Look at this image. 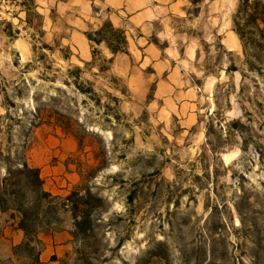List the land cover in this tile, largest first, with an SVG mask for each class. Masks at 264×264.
<instances>
[{
	"label": "rangeland",
	"instance_id": "rangeland-1",
	"mask_svg": "<svg viewBox=\"0 0 264 264\" xmlns=\"http://www.w3.org/2000/svg\"><path fill=\"white\" fill-rule=\"evenodd\" d=\"M24 1L0 0L3 156L53 194L88 183L104 198L102 264H264V63L246 62L239 0L234 50L178 17L147 41L133 29L135 51L117 55L87 38L74 0H35L31 23ZM61 216L52 232L73 229ZM16 221L0 211V264H37Z\"/></svg>",
	"mask_w": 264,
	"mask_h": 264
},
{
	"label": "trees",
	"instance_id": "trees-1",
	"mask_svg": "<svg viewBox=\"0 0 264 264\" xmlns=\"http://www.w3.org/2000/svg\"><path fill=\"white\" fill-rule=\"evenodd\" d=\"M23 4L28 7L27 21L31 23L28 12L36 6L35 0H25ZM234 22L249 67H254L255 62L264 63V0H239ZM123 33V29L107 21L101 28L87 31L86 36L96 44L104 43L113 54H117L124 51L121 43ZM108 68L100 67L101 70ZM11 158L10 154L3 156L0 151V163L5 164V172L0 168V211L11 212V217L17 220V227L24 232V240L17 248H24L31 253L35 245L40 246L35 261L41 264L39 254L44 241L40 235L54 231V225L62 219V212L70 211L74 251L61 264H96L95 261L102 264L107 256L90 242L96 237L95 215L102 211L104 198L93 192L88 183L77 186L65 195L53 194L44 187L39 167L25 159L13 163ZM122 244L120 241L117 247L120 248ZM82 245L89 247L88 250ZM92 247L93 250H90Z\"/></svg>",
	"mask_w": 264,
	"mask_h": 264
},
{
	"label": "crops",
	"instance_id": "crops-1",
	"mask_svg": "<svg viewBox=\"0 0 264 264\" xmlns=\"http://www.w3.org/2000/svg\"><path fill=\"white\" fill-rule=\"evenodd\" d=\"M74 2L83 13H89L84 23L85 30H97L105 21H110L114 27L124 30L121 43L132 52L135 51L134 47H137V36L133 35V29L138 30V38L147 41L149 36L159 37L160 30L165 31L163 28L168 26V22L178 17L203 23L218 34L226 35L227 42L224 44L229 50H234L238 44L232 31L233 22L229 19L231 15L229 13L235 6L234 0H74ZM93 8L94 14L91 13ZM86 44L89 46L87 40ZM169 51L171 50L168 45L164 46V52ZM89 57L90 53L86 54L85 58ZM17 232L21 241L23 232L18 228ZM40 237L44 241L40 253L43 264H60L61 258H64L72 248L70 230L41 234ZM53 255H56V258H53Z\"/></svg>",
	"mask_w": 264,
	"mask_h": 264
}]
</instances>
